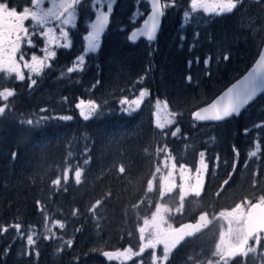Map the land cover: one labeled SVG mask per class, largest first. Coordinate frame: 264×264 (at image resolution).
I'll list each match as a JSON object with an SVG mask.
<instances>
[{
	"label": "trees",
	"instance_id": "trees-1",
	"mask_svg": "<svg viewBox=\"0 0 264 264\" xmlns=\"http://www.w3.org/2000/svg\"><path fill=\"white\" fill-rule=\"evenodd\" d=\"M180 15L173 8L167 10L164 25L171 18L172 26H163L156 45L149 46L151 53L129 46L123 37L118 38L119 44L114 37L111 46L102 45L89 53L81 44L85 34L79 32L89 26H80L70 36L71 47L55 50L37 86L30 88L27 81L0 73V91L14 92L6 100L0 96V107L5 108L0 113V264L115 263L101 259V253L134 247L139 226L145 218H152L156 206L177 204L178 193L159 199L158 184L148 189L161 147L173 153L186 174L196 173L201 152L207 166L201 195L184 201L185 211L177 224L202 213L212 219L238 203L264 196V95L238 118L221 124L199 126L189 116L251 66L264 27L256 40H243L250 47L246 50L238 40L246 28L237 23L235 15L208 22L199 15L186 25L181 24ZM225 26L233 31L234 41H229L230 34L225 39L222 36L229 31ZM221 49L230 58L225 61L223 55L218 66L203 69V54L216 55ZM81 55L86 69L66 73ZM197 57L199 68L189 72L188 61ZM189 73L191 82L186 79ZM134 77L141 80L139 84H132ZM140 89H146L175 116L179 136L161 131L143 112H120L119 102ZM81 100L98 105L87 120L76 107ZM256 143L260 148L258 173L251 165L250 176L241 177L238 164L243 166V159L246 163ZM77 169L81 170L79 184L75 182ZM57 178L60 184L54 185ZM225 180L228 184L217 196ZM97 200L101 203L92 210ZM57 221L64 228L50 230ZM15 224L20 228L12 227ZM210 231L211 226L176 247L169 254L170 264H190L193 258L198 264L209 260L214 264L215 237L199 244ZM27 235H33V246L27 244ZM241 257L228 264H264V247Z\"/></svg>",
	"mask_w": 264,
	"mask_h": 264
},
{
	"label": "snow or ice",
	"instance_id": "snow-or-ice-1",
	"mask_svg": "<svg viewBox=\"0 0 264 264\" xmlns=\"http://www.w3.org/2000/svg\"><path fill=\"white\" fill-rule=\"evenodd\" d=\"M39 0H31V3L35 4L38 3ZM151 2V16L149 19L152 21L151 26L147 28L144 35L147 36L149 41H153L156 38L158 27H159V17L165 15L164 8L167 7L166 5H162L160 0H150ZM81 3V0H67V2L62 3L60 5L65 11L68 12L67 18L63 21L65 25L72 24V17L73 12L70 11L73 9L77 4ZM193 8L197 6V0H192ZM236 7L234 0H219L218 3L214 7H210L207 10L213 13H216L217 16L230 14ZM51 11V10H49ZM112 11V4L108 5V12L98 15L96 17V23L92 25L93 31L89 32L85 39L88 41V48L87 51L95 52L99 46L100 42V35L101 32L104 30L105 24L108 21V13ZM31 18L32 20H41L42 17L38 16L36 12H30L28 7H24L21 12H17L16 8H12L11 10L8 9L5 3H0V50L3 49L5 44L11 45V53H16L20 48V42L22 39L21 33L24 34L25 37L28 36V31L24 27V21ZM147 23V21L145 22ZM5 30H7V34H5ZM51 31V30H49ZM13 33L15 36L13 38ZM60 35L67 39L69 33L67 31L61 30ZM198 35V34H197ZM136 33H133L131 39L135 40ZM183 40L184 37H181ZM29 46L32 45L31 39L28 40ZM66 47H71V44L64 45ZM191 50V49H190ZM56 52L49 51L47 53V57L45 59L55 58ZM230 58L229 55H224L223 60L227 61ZM23 59V57H21ZM85 57L83 55L77 57L76 63L77 68H68V72L72 73L76 70H83V63ZM31 63L25 62L24 67L31 70L33 73L39 74L42 69L45 67V63L43 59L38 58L37 56L33 55L31 58ZM260 61L264 62V53L260 54ZM196 64H199V57L195 60ZM205 66L207 68L209 64V58H206ZM193 61H188L189 69ZM7 66L8 71L16 73L17 78L20 81L25 79L24 75L20 72L19 65L16 63L13 55H9L7 59L0 58V67ZM207 74V73H206ZM186 79L191 82L192 76L189 75ZM37 83L36 80H31L29 87L31 88ZM99 83V82H97ZM243 87L238 85H233L231 88L228 89V93L226 96H229L227 103L221 104L217 106V104H212L208 108L201 109L193 113L195 119L200 121H224L228 118H231L233 115L239 116L241 113L242 108L245 105L249 104V101L256 96L257 91L264 87V72H251L248 76L244 78L243 81L240 82ZM146 94V90L140 93V97L143 98ZM13 92L5 89L4 92H0V96H2L5 100L8 97H11ZM223 99V97L221 98ZM127 103V101H121V104ZM133 104H139V100L132 101ZM77 109L80 110L81 116L87 120L91 118L96 113L97 105H95L92 101H89L87 105H85L84 101L81 100L79 103L76 104ZM45 111V110H41ZM5 108L0 107V113H4ZM63 119H71V117H63ZM33 121L29 120L28 124L31 125ZM159 127L163 128L164 125L160 124ZM178 131V129H177ZM173 136L176 135V132L172 133ZM162 151V149H161ZM235 151V149H234ZM257 153H251L252 156H255ZM238 156V151L236 152ZM201 158H203L204 153H200ZM13 159H15V153H13ZM238 162V161H237ZM85 164L88 161H84ZM235 163L233 165V169L235 170ZM246 166V165H245ZM176 165L173 164V168ZM206 165L201 161V167L196 169V174L194 177L188 176L184 171V166L181 165V173H180V180L181 183L177 185L174 180H169V177L172 176V172H169L168 177H163L161 182V189L160 195L163 197L165 193H172L173 189L179 188V198H180V208L177 211L183 210V202L186 196L190 193L194 194L195 196L199 197L204 187V175L206 171ZM119 171L123 173L125 171L124 166L119 168ZM159 171V169H157ZM64 182L67 183L69 177L68 173L65 172L64 174ZM81 180V170L77 169L75 171V182L77 184L80 183ZM54 185L60 184V179L57 178L53 181ZM228 184V180L224 181V184L221 185V191L217 192V196L221 194L224 189V185ZM153 181H148V189L152 190ZM39 205V202H37ZM101 202L99 200L96 201V204L93 205V209ZM43 210V209H38ZM161 213V206H156V211L152 213V219L149 221L147 218L144 219V226L139 228L140 232V239L143 241L145 239V232L147 231L148 227L152 228V232L149 233V239L147 244H141L139 252L135 255H140L145 252V249H155L158 244H163V258L167 260L170 254V250L174 249L177 245L184 240L185 236L191 235L192 232L190 230L199 231L200 228L205 226L207 213H202L199 221L196 224H183L178 229H172L169 226L168 229H165L161 226V222L164 220V217L160 215ZM75 214V213H73ZM219 217L223 220L227 221V231L223 230V226L221 233H220V242L216 245V252L213 254L214 256H218L219 260L215 262V264H220L222 261L223 264H228V260L237 257V255L245 253V246L248 245L250 239H255L256 243L259 244L261 240V234L264 233V196H261L257 203H251V201H245L243 204L238 203L234 208L230 211L224 210L219 213ZM57 224L60 228H64L63 224H60L57 221ZM235 225V227H234ZM12 227L19 229L20 225L15 224ZM229 238V241L226 242L225 237ZM27 244L29 246H33L36 241L34 240L33 235H27ZM231 241H234L232 243ZM73 242L71 240L67 241L68 246H71ZM132 251L131 248L125 249L123 253H112V252H104L103 255L109 259H111L114 255H127ZM247 251H255L253 248H248ZM158 259L155 253L153 252V260ZM208 264H213V261L209 260Z\"/></svg>",
	"mask_w": 264,
	"mask_h": 264
},
{
	"label": "rangeland",
	"instance_id": "rangeland-1",
	"mask_svg": "<svg viewBox=\"0 0 264 264\" xmlns=\"http://www.w3.org/2000/svg\"><path fill=\"white\" fill-rule=\"evenodd\" d=\"M118 1L119 0H89V2L91 4L90 8L83 15L85 17L89 16V19L93 17V19L91 20V23H92L94 18H96L99 14H103V13L108 12V5L110 3L112 4V11L108 14L112 15V12H114V8L117 5ZM143 1L146 4V0H135V4H137V8L135 9L134 12H133L134 9L131 11H128L127 13H126V9H119V12H118L119 23L117 25H121L122 23H124L125 19L129 18V19L135 20L137 17L142 16L143 13H145L144 8H143V4H142ZM191 2H192V0H191ZM218 2H219V0H197V6L195 8L192 7L193 13L187 14V13L183 12L180 15V18L181 19L185 18L187 20H190L192 15H195V17L200 15L199 16L200 18H204V19H206V22H208L209 19H214V18L218 19L222 16L230 15V14H224V15L217 16L216 13H213V12H210L207 10L210 7H214L216 5V3H218ZM258 2H260V0H234V3L236 4V8H237L236 11L235 10L234 11H235V13H237L239 6L242 8L243 6H246V5L248 6V8H251L254 6V10H255L256 7H259ZM245 11H247V10L245 9ZM130 14H132V15H130ZM67 16H68V14H66L65 18H63V20L60 21L56 26L46 27L42 33V37L38 40V42H35L34 38H29V39H31L33 46H29V44H28L29 39H27V40H22L20 42V48L14 54L11 53V45H9L8 47H3V49L0 50V58L7 59L9 55H13V58L15 59L16 63L19 65L20 72L25 77V79L23 81H20L17 78L16 73L8 71L7 66L0 67V73L5 74V76H14L15 79L17 81H20V82L27 81L28 85L31 83V80H36L37 83L34 86H37L38 82L42 78L45 70L50 66V60L53 59V58L45 59L47 57V53L49 51H55L56 49L58 50L59 48H67L64 45H67L69 43L71 44V37L70 36H71L72 31L73 30L76 31L77 29H81L80 26H77V29H74L77 14L73 13L72 24H70V25H65L63 23V21L67 18ZM235 16L237 18V23H241V26L246 28L245 34L243 35V37H239L238 40L240 41V43L242 45H244L246 47V50L247 49L250 50V47L249 46L247 47V45L244 43V41L245 42L246 41H252V40H256L258 38L259 31L262 29V27H264V14L262 15V17H260V14L258 13V9H256L255 14L245 13L243 15L241 13V14H238ZM91 23L88 25L89 27L86 30L85 29L79 30V32L81 34H85L84 39H85V37H87V34L90 32ZM260 23H261V25H260ZM62 29L69 33V36L67 39L63 38L60 35ZM226 29H229V31L223 32L222 36H224V39H225L227 37L226 35L230 34L229 41H231V40L234 41L235 36H234L233 31H231L230 28H227L225 26V30ZM49 30H51V31H49ZM6 32H7V30H5V33ZM261 36H262V33L260 35V39H261ZM245 37L248 39L245 40ZM209 39L210 38L208 36L206 38V41H208ZM260 39L258 41V46L260 43ZM223 42H225V40H223ZM81 44L83 47H85V49L87 51L88 41L86 39L81 40ZM145 51H146V52H144L145 54L151 53L150 47L147 48V50H145ZM87 52H89V51H87ZM89 53H91V52H89ZM206 53L207 54H203V59L205 61L206 58H209V64H208L207 68L205 66V63L202 64L203 69H211L212 66L213 67L218 66V64H220L222 61L221 57L224 55V53H227V52H226V50L221 49L219 51V53H217L216 55L209 54V51ZM227 54H229V53H227ZM33 55L37 56L40 59H43L44 63H45V67L42 69V71L39 74L33 73V72H31L30 69L24 67L25 62H29V63L32 62L31 58ZM21 57H23V59H21ZM76 60L73 64L72 68L78 67ZM195 60L192 64L191 70L189 72H191L192 70L194 71V69L199 68V67H196L198 65L195 63ZM114 64L117 67V62H114ZM83 69L84 70L86 69V64L84 65V63H83ZM151 70H154V68H151ZM66 73H69V72L66 71ZM131 77H133V76H131ZM116 80L118 81L119 78H117ZM131 81H132V84H134V83L139 84L141 80L134 77V79ZM123 85H125V84L123 83ZM34 86H32V87H34ZM139 88H142V87H139ZM4 90H2L0 92H4ZM8 90H10V89H8ZM145 90L146 89H140L137 92V94L134 95L132 98H126V99L122 100V101H127V103L121 104V101H120L119 102L120 112H122L123 114H126V115H132V114H135L138 112H143L145 114V118H152L151 121L155 127L159 128L161 131H164V132L169 131V134L171 136H173L172 135L173 132H176L175 136H179L181 133V130L179 129V127L174 125L175 120H176L175 116L169 110H167L165 108V106L163 105V103L160 100L152 97L148 93L147 90H146V94L144 95V97L141 98L140 93L142 91H145ZM214 90H215V88L213 87L211 91H214ZM13 94H14V92H13ZM1 99L5 100L2 96H1ZM134 100H139V104L138 105L133 104L132 101H134ZM92 102L95 105H97L94 101H92ZM87 104L88 103H86L85 105H87ZM97 108H98V105H97ZM97 108H96V110H97ZM79 112H80V110H79ZM160 124H163L164 127L163 128L159 127ZM177 129H178V131H177ZM161 149H162V151H161ZM253 152H255L257 154L255 156H252L251 153H253ZM259 152H260V148H259L258 143H256L254 146L252 145V150L247 155L246 163L243 159V162H242L243 166H241L240 163L238 164V167L240 168L239 169V176H241V177L250 176L248 169L251 165H252V167H254L253 170H254L255 174L258 173L257 161L259 158ZM157 155H158V163L156 164V168L154 171V175L152 177V181H153V185H156V184L159 185V187H158L159 199L164 198L166 196H172L175 193H178L177 194V197H178L177 198V204L175 207H171L170 203H168V202L166 203V205L161 206L160 215H162L164 217V220L161 222V226L165 229H168L169 226H171V228L174 229L176 226L179 225V224H177V221H178L179 217L185 211L184 202H183V210L177 211V209L180 208V204H181L180 198H179V188L177 187V188L173 189L172 193H165V195L163 197L160 195V189H161L162 178L168 177L169 172H172V176L169 177V180H174L175 183L177 185H179L181 183L180 173H181L182 169H181V165L177 161V158L174 157L173 153L169 149H166L165 147L158 148ZM202 160H203V163L205 164L204 158L200 157V159L198 160V164H197L198 168L201 167V161ZM173 164L176 165L175 168H173ZM157 169H159V171H157ZM183 171L186 173L185 168L183 169ZM206 171H205L204 177H206ZM195 174L196 173H191V174L189 173L187 175L190 177H194ZM195 198H197V196L190 193L188 196L185 197L184 201L185 200H192ZM246 201H249V200H246ZM244 202H242V204ZM230 210L231 209H229L228 211H230ZM154 211H156V210H154ZM220 212H218L215 217L212 216L213 218L211 219V224H212L211 225V231L206 233L203 240H201L199 242V244L201 246H203L205 244V242H207V243L212 242L214 237H215V251H214V253L216 252L217 243L220 242V233L222 230L221 226H223V230L225 232L227 231V228H228L227 221H225L219 217ZM147 219L149 221H151L152 218H147ZM143 226H144V220H143L141 226H139V228L143 227ZM55 227H59V225L56 223L51 224L50 230H54ZM234 227H235V225H234ZM138 231H139V229H138ZM152 231H153L152 228L149 226L147 231L145 232V239L143 241H141V239H140V232H139L138 233V236H139L138 242L135 244L134 247H128V248H131L132 251L130 253H128L127 255H119V257L116 259L117 261L113 264H170V255L167 258V260H165L163 258V244H158L155 249L146 248L144 253H142L140 255H135L136 253L139 252L141 244H147L148 239L150 238L149 233H151ZM46 236L48 237L47 233H46ZM263 239H264L263 236H261V240H260L259 244L256 243L254 238L251 239V241L249 242V244L247 246V249L253 248V249H255V251L249 252L246 249L245 253L242 255L241 258L244 259L247 255L254 254L257 251H259L261 247H264V240ZM225 240H226V242H228L229 238L226 236ZM231 242L234 243V241H231ZM194 244H196V242ZM128 248H125V249H128ZM125 249L123 248L121 250H117V253H123ZM175 249L176 248L171 249L170 253L173 252ZM153 252L155 253L156 257H158V259L153 260ZM213 257L215 259L214 260V264H215V262L217 260H219V257L214 256V255H213ZM229 262H230V260H228V263ZM186 264H188V263H186ZM190 264H198V263L196 261H194V258H193V259H191ZM220 264H223V262L221 261Z\"/></svg>",
	"mask_w": 264,
	"mask_h": 264
},
{
	"label": "flooded vegetation",
	"instance_id": "flooded-vegetation-1",
	"mask_svg": "<svg viewBox=\"0 0 264 264\" xmlns=\"http://www.w3.org/2000/svg\"><path fill=\"white\" fill-rule=\"evenodd\" d=\"M65 2H67V0H39L38 3L33 4L31 3V0H20L21 4H19V0H4V1L0 0V3H5L9 10H11L12 8H16L17 12L19 13L23 10L24 7H28L30 12H36L38 16L43 18L42 21L32 20L31 18L24 21V27L28 31V36L25 37L23 35L21 41L27 40L29 38H34L35 42H38V40L42 37V33L46 27L56 26L60 21L63 20V18H65V15L68 14V12L60 7V5ZM160 2L162 5H166L167 7L163 9L165 12V15L163 16L162 24L158 31V34L156 35V38L153 41L147 40L144 37V35H141V34H137L139 37L136 43H131L129 39L131 32L135 33V31H137L141 27L142 22L146 18V15L149 12V0H146V4L144 1L142 2L143 8L145 11V13H143L142 16L137 17L135 20H132L129 18L125 19L124 23H122L121 25H117L119 23V20H118L119 19V15H118L119 9H126V13H127L128 11H131L133 9H134L133 10L134 12L135 9L137 8V4H135V0H119L116 5L117 11L112 12V15L108 14V27L104 31L103 35L100 37L99 47L103 45L105 48H107L108 47L107 45L111 46V41H110L111 38L116 37L117 39L118 38L122 39L121 37H123L126 39V42L129 44V46H132L133 48H138V49L141 48V49L147 50L149 46L156 45L162 33L163 26H172L171 18L169 19L168 24L164 25V20L167 15V10L169 8H173L175 11L179 12L180 14H182L183 12L187 14L193 13V10H192L193 5H192L191 0H160ZM258 3H259L258 4L259 7H256V9H258L259 14H263L264 13V0H260V2ZM90 5L91 4L89 0H81V3L77 4L73 9L70 10L74 14H77L74 29H77V26H88L91 23V20L93 19V17L90 19H89V16L84 17L85 22H83L82 20V16H84L83 14L90 8ZM236 9L237 8L235 7L234 10L236 11ZM245 9L247 11H245ZM234 10L230 14H233V15H237L241 13L243 15L245 13L255 14L254 6L251 8H248L247 5L243 6L242 8L239 6L237 13H235ZM58 16H61V17L58 20H56ZM194 18H196L194 15H192L190 20H187L184 18L182 19L184 23H181V24L186 25L188 23H193L192 21L197 20ZM93 21L90 25V32L92 29ZM75 32L76 31L73 30L71 34H74ZM5 34H7V32ZM22 34L23 33H21V35ZM12 35L15 36V33H13ZM118 44H119V39H118ZM8 46L9 45L3 46V47H8ZM145 46H148V47L145 48Z\"/></svg>",
	"mask_w": 264,
	"mask_h": 264
},
{
	"label": "water",
	"instance_id": "water-1",
	"mask_svg": "<svg viewBox=\"0 0 264 264\" xmlns=\"http://www.w3.org/2000/svg\"><path fill=\"white\" fill-rule=\"evenodd\" d=\"M160 3H161V2H160ZM150 16H151V2H150V0H149V12H148V14L146 15V18L144 19V21L142 22L141 27H140L137 31H135V33H136V38H135V40L131 39V37H132V35H133V33H134V32H131L130 37H129L131 43H136V41L138 40V37H139L137 34L144 35V33L146 32L147 28H149V27L151 26L152 21L149 19ZM60 17H61V16H58V17L56 18V20H58ZM162 19H163V16L158 18V20H159L158 31H159V29H160V27H161ZM146 21H147V23H145ZM95 23H96V18H95L94 21H93V24H95ZM93 24H92V25H93ZM107 27H108V21H107V23L105 24L104 30L101 32L100 37L103 35V33H104V31L107 29ZM92 31H93V27H92ZM158 31H157V34H158ZM23 35H24V34H22L21 36L23 37ZM144 37L147 39V36H146V35H144ZM13 38H14V36H13ZM147 40H148V39H147ZM6 45H8V44H5L4 46H6ZM261 53H264V35H263V40H262V45H261L260 51H259L258 56L256 57L255 61L253 62L252 66H251L250 68H248V70H247L242 76H240L236 81H234V82H233L232 84H230L227 88H225L224 90H222L217 96H215V98H214L213 100H211V101H210L209 103H207L206 105H204V106H202V107H200V108L194 110V111L190 114V117H191L193 120L198 121L199 123H218V121H211V120H209V121H200V120H197V119L194 118L193 113H195V112H197V111H200L201 109L208 108L210 105H212V104H214V103L217 104V106H219V105H221V104H225V103H227V101H228V99H229V96H230L231 94H229V96H226L225 94L228 93V89H229V88H231L233 85H238V86H240V87H243V85H242L240 82L243 81L244 78H245L246 76H248L249 73H251V72H264V62H261V61H260V54H261ZM263 93H264V87L260 88V89L257 91L256 96L253 97V99H252L251 101H249V104H248V105H245L244 108H242L241 113L244 111L245 108H247L249 105H251V104H252L257 98H259ZM222 97H223V99H221ZM241 113H240V114H241ZM232 117H239V116L233 115ZM228 119H229V118H228ZM226 120H227V119H226ZM224 121H225V120H224ZM219 122H222V121H219ZM257 202H258V201H257ZM257 202H253V203H257ZM200 216H201V214H199V215L196 217V219H195L194 221H187V222L182 223L181 225H183V224H196V223L199 221ZM202 223H205V226H204V227L200 228L199 231L190 230V231L192 232V234H191V235H188V236H185L184 240L181 241V243L184 242V241H186V240H188V239H192V238H194V237L200 235L201 233H203V232L209 227V225H210V216H209L208 214H207V217H206V222H202ZM181 225H179L178 228H180ZM178 228H177V229H178ZM261 235L264 236V233H262ZM250 240H251V239H250ZM250 240H249V241H250ZM248 243H249V242H248ZM247 246H248V245L245 246V251H246V249H247ZM106 251H107V252H112V253L116 254V252H114V251H110V250H106ZM106 251H103V252L101 253V259H103V260H105V261H107V262H114V261L117 259V256H118V255H114L111 259H109V258H107V257H105V256L103 255V253L106 252ZM242 254H243V253H242ZM242 254L237 255V257H235V258H238V257L241 256ZM235 258H232V259H235Z\"/></svg>",
	"mask_w": 264,
	"mask_h": 264
}]
</instances>
